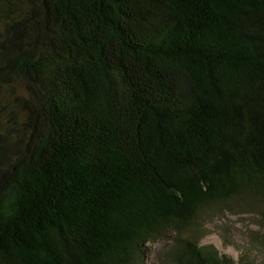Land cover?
Segmentation results:
<instances>
[{"label":"trees","instance_id":"16d2710c","mask_svg":"<svg viewBox=\"0 0 264 264\" xmlns=\"http://www.w3.org/2000/svg\"><path fill=\"white\" fill-rule=\"evenodd\" d=\"M224 211L264 219V0H0V264H260Z\"/></svg>","mask_w":264,"mask_h":264},{"label":"rangeland","instance_id":"374dc122","mask_svg":"<svg viewBox=\"0 0 264 264\" xmlns=\"http://www.w3.org/2000/svg\"><path fill=\"white\" fill-rule=\"evenodd\" d=\"M10 94L11 92H7ZM205 236L202 244H214L222 254L238 261L247 253L256 262L264 264V219L254 212H216L202 220ZM173 232L145 245V258L141 264H173L168 256L173 243ZM191 232L185 231V236Z\"/></svg>","mask_w":264,"mask_h":264}]
</instances>
